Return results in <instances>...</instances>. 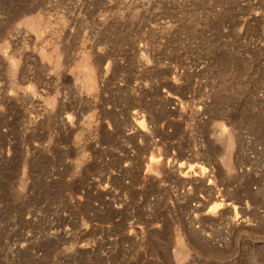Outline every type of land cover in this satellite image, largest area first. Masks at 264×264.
<instances>
[{
    "label": "rangeland",
    "instance_id": "obj_1",
    "mask_svg": "<svg viewBox=\"0 0 264 264\" xmlns=\"http://www.w3.org/2000/svg\"><path fill=\"white\" fill-rule=\"evenodd\" d=\"M255 262L264 0H0V264Z\"/></svg>",
    "mask_w": 264,
    "mask_h": 264
},
{
    "label": "bare ground",
    "instance_id": "obj_2",
    "mask_svg": "<svg viewBox=\"0 0 264 264\" xmlns=\"http://www.w3.org/2000/svg\"><path fill=\"white\" fill-rule=\"evenodd\" d=\"M39 33V32H38ZM58 46H56L55 47V50H53V51H56V53L57 54H55L54 55V57L53 58H55L56 56H57V58H60V54H61V52L59 51L60 49L58 48V49H56ZM61 47V46H60ZM46 50V49H45ZM44 50V51H45ZM48 50V49H47ZM52 50L50 49V51L49 52H51ZM62 51V50H61ZM42 52H43V50H42ZM48 52V51H47ZM45 53L46 52H43V54L45 55ZM43 54H42V56H43ZM59 54V55H58ZM88 54V53H87ZM86 54V55H87ZM48 56H46V57H49V53L47 54ZM85 55V56H86ZM88 55H90L91 56V53L90 54H88ZM44 56V57H45ZM93 58V57H92ZM54 60H56V58L54 59ZM60 60V59H59ZM95 61V60H94ZM92 59H91V57H88V56H86L85 57V64H84V69H83V66L81 67V69H83V73H81V76L79 77V79L81 80V77L84 75V77L83 78H85V81H86V84L85 85H87V86H85L86 88H88V90H97V88H98V86H100V85H98L99 84V70H98V66L96 67L95 66V63L96 62H94ZM60 63H61V61H60ZM58 64V67L59 66H61V64L59 65V62L57 63ZM98 65V64H97ZM111 65V64H110ZM55 66H57L56 64H55ZM103 66V65H102ZM107 66V65H106ZM14 67V66H13ZM15 68V67H14ZM80 68V67H79ZM78 68V69H79ZM100 69H101V67H99ZM103 68V67H102ZM105 69V68H104ZM78 71V70H77ZM80 72H82V71H80ZM79 73V72H78ZM83 74V75H82ZM103 74L105 75V73L103 72ZM102 74V75H103ZM104 77V76H103ZM77 78H78V76H77ZM102 78V77H101ZM78 79V80H79ZM83 80V82L85 83V81H84V79H82ZM81 80V81H82ZM102 81V80H101ZM101 84V83H100ZM138 123H139V125L140 126H142V127H144V120H140V121H138ZM228 129H226V127L223 125V124H220V135H219V140H221V141H223L225 144H226V146H227V148L228 149H233L234 148V144H235V139H234V136L232 135V133H229L228 131H227ZM181 168L183 167V166H180ZM197 167V166H196ZM195 166H191L190 165V168L189 169H195L196 168ZM200 169H201V171H206V167H203V166H198ZM148 169H149V171H158V173H161V170H162V166H161V163L158 161V160H156L155 158H152L151 160H150V163H149V167H148ZM187 173H189V172H187ZM187 175V174H186ZM222 204L220 203H214L211 207H209V210H208V214H212V215H218V214H216L217 213V211H218V209H221L222 207ZM229 207H227V209H228ZM223 209H225V208H223ZM229 210V209H228ZM228 210H227V212H228ZM222 211V210H221ZM220 212V211H219ZM222 213V212H221ZM224 213V212H223ZM226 213V212H225ZM214 215V216H215ZM221 217H223V216H221ZM237 217V216H236ZM234 219H235V217H234ZM192 235V234H191ZM192 237V236H191ZM196 238V237H195ZM191 240H192V238H191ZM198 241V240H197ZM196 242V241H195ZM199 243V242H198ZM192 244V246H193V242L192 243H190V245ZM194 245H198L197 243L195 244L194 243ZM199 247H203V246H200V245H198ZM197 247V246H196ZM192 248V247H191ZM210 248V247H209ZM188 247H185V244H184V241H183V239H182V250L183 251H186V252H188ZM197 249H198V247H197ZM196 249V250H197ZM201 250V249H200ZM203 250H204V247H203ZM205 250H207V247H206V249ZM219 251L220 250H213V248H210L208 251H207V253L208 254H210V257L213 255V254H216V255H219L218 253H219ZM200 253V252H199ZM201 253H202V251H201ZM205 253V251L202 253L203 255H205L204 254ZM221 253V252H220ZM207 254V255H208ZM216 255H213V256H216ZM212 256V257H213ZM222 256V255H221ZM255 264H256V262H255Z\"/></svg>",
    "mask_w": 264,
    "mask_h": 264
}]
</instances>
